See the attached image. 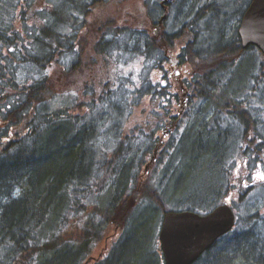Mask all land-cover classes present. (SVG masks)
Wrapping results in <instances>:
<instances>
[{
	"label": "trees",
	"instance_id": "1",
	"mask_svg": "<svg viewBox=\"0 0 264 264\" xmlns=\"http://www.w3.org/2000/svg\"><path fill=\"white\" fill-rule=\"evenodd\" d=\"M159 2L0 0V264H84L112 220H119L125 232L90 264H125V258L129 264H165L158 241L165 212L206 213L229 197L243 201L256 186L253 171L241 175L238 169L245 158L264 166V128L252 123H259L255 101L264 89V57L256 47L241 46L238 29L229 35V3L223 2L220 29L226 35L211 38L203 20L222 13V4L199 6L186 14L184 25L169 31L171 11L157 32L163 15ZM111 3L119 5L115 17L102 21L98 13ZM193 21L198 27L190 25ZM138 34L146 38L134 46ZM166 49L177 52L185 68L175 86L187 94L179 113L180 91L165 82L171 76ZM132 61L140 64L135 83L134 71L124 69ZM172 86L169 94L164 88ZM126 91L134 100L131 107L150 98L158 104L164 113L155 117L159 131L161 123L174 128L149 170L146 159L135 158L139 135L142 141L153 140L149 149L157 144L148 130L137 128L116 144L102 140L98 118L116 117ZM202 103L214 112L212 126L236 129L237 141L216 132H187ZM149 109L146 105L142 126L152 123L146 118ZM151 169L160 173L159 182H150ZM198 170L209 173L196 176ZM62 175L77 179L61 190L54 180ZM187 175L193 179L186 183ZM25 180L29 191L24 189L27 197L18 201L12 190ZM114 187L117 196L110 204L89 209L90 196ZM34 188L44 202L34 201L24 210L21 204ZM128 188H139L150 202L137 207L133 194L119 199ZM236 215V227L194 264H264V237L254 226L263 214ZM72 221L79 230L70 234Z\"/></svg>",
	"mask_w": 264,
	"mask_h": 264
},
{
	"label": "rangeland",
	"instance_id": "2",
	"mask_svg": "<svg viewBox=\"0 0 264 264\" xmlns=\"http://www.w3.org/2000/svg\"><path fill=\"white\" fill-rule=\"evenodd\" d=\"M233 0H223V2L225 3H232ZM246 2V0H243V2ZM178 4V2H175V8H177L178 6L176 5ZM242 3L239 4L238 7H241ZM118 4H107V6H105V9H101L99 14V17L102 21L107 20V17H115V9L119 8ZM231 9V8H230ZM232 11L235 12V10ZM190 12V9L188 7L185 8V10H174V12H172L171 14V19L168 23V30L172 31L175 30L176 28H178V26L181 25V19H184L186 17V14H188ZM237 13V12H236ZM180 16V17H178ZM239 19H240V13L237 14H232L230 17V22H229V30L228 33L229 35H231L233 32H235V30L238 28L239 24ZM146 38V35L144 34H138L136 36H134V42L133 45H137L139 43L140 40H144ZM178 48V47H177ZM168 63V62H167ZM167 65V64H166ZM124 69L126 72H130V71H134V77L132 78V80L135 82H139V72H140V64L138 62L132 61L129 62L128 64L124 65ZM180 77V74L177 72H173L170 76V79L165 81L167 84H175L174 87L176 86V80L177 78ZM164 82V83H165ZM132 83V84H133ZM176 88V87H175ZM165 90H167V92L169 93L170 90L174 89L173 86L172 88H164ZM179 89L180 94H181V99L180 101L176 102L175 104V109H176V113H179L180 108H182L183 106L181 105V102L183 101V99H185L184 96V90H182L179 86L174 90L175 92H177ZM173 91V90H172ZM127 95L126 100L122 101V103L119 101L118 106L115 107V112H116V117H110V116H106V114L101 115V117L98 118L99 122L102 124L100 128V131H103L102 134V140L105 142H109V143H113L116 144V140L119 138H128L131 137L133 134L139 132V130L137 128L140 129H145L148 130V133L152 135V137L155 139H157L158 134L161 132L162 128L164 126H166V123H161L160 124V131L158 130V125L156 121V115L157 112L160 113L161 116H163L164 113H161L160 110H158L157 106L158 104L154 103L153 99H146V102H141L139 104L134 105L133 107H131L129 104L132 102L133 98L132 96H130L131 94L126 91ZM174 93V92H173ZM170 94V93H169ZM264 89L262 87V90L258 93V99L255 101L256 103L259 104V109L257 111V120L259 121V123L261 125H263L264 128ZM172 96V95H171ZM134 101V100H133ZM147 103V104H146ZM153 103L155 105H153ZM146 105H149L150 109H149V114L150 116L146 118H148L149 121H151L152 123H147L145 126L141 125L142 121L144 120V110ZM157 105V106H156ZM203 105V106H201ZM199 107V109L204 108L205 106H207L206 103H202ZM121 108L120 110L117 108ZM170 108V106H169ZM165 111H169V115L172 113H170V110L167 108V110L165 109ZM154 116V117H153ZM170 117V116H169ZM111 118V119H110ZM110 119V120H108ZM161 119V118H160ZM159 119V120H160ZM169 119V118H168ZM146 120V119H145ZM192 121V120H191ZM168 122V120H167ZM238 132V131H237ZM238 135V134H237ZM236 135V136H237ZM233 137H235V132ZM140 139L141 143L138 146L137 152L135 154V158L136 157H142L144 159H146L147 161L150 159V156L152 154L151 149H149V146L151 145V141L149 138H146L145 141H142L143 138L141 137V135H139L138 139ZM237 137H236V141H237ZM150 140V141H149ZM153 146V145H152ZM139 159V158H137ZM244 165H242V167H240L239 173L241 175H245V173H251L253 171V176L256 178L255 180H257V184L254 188H251L248 192V194L246 195V197L244 198L243 201L238 202H230L234 208L236 209L237 213L239 215H243L247 216L250 215L251 213H255V212H260L262 217L256 222L255 229L258 233H261V236L264 237V181H261L258 177H257V172H264V166L263 165H256V162H252L249 159L244 160ZM161 166V162L158 164V168ZM154 169H151L148 174L150 177V182L151 183H157L159 182V178H160V173L156 172H152ZM158 170V169H157ZM152 172V173H150ZM160 172V171H159ZM209 172L205 171L202 172L200 170L197 171V173H195L196 176H204L206 174H208ZM151 174V175H150ZM148 176V175H147ZM205 177V176H204ZM149 182V181H148ZM136 189L131 190V188L126 189V191L123 192L122 196L119 197V199H125L123 197L126 196V194H132L134 193ZM106 191H104L103 193H94L92 196H90L88 198V205H89V209L93 208V204H99V205H108L110 204L117 196V187H114L112 190H109L107 193H105ZM19 194V193H18ZM138 200L136 201V203L138 204L137 207H142V206H146L150 201L149 198L146 197L145 195H143V193L140 191L137 195ZM73 222V221H72ZM79 230V228L74 224V222L69 226L68 228V232L70 234H72V232H77ZM104 238L102 240V242L100 243V246L96 247L95 250V254L92 253L93 255H98L100 252L103 253V255H105L110 248L115 244V242L117 241V239H119L123 234H124V229L123 226L121 228H118L116 231L115 226L107 223L105 225V231H104ZM262 241H264V238L262 239Z\"/></svg>",
	"mask_w": 264,
	"mask_h": 264
},
{
	"label": "water",
	"instance_id": "3",
	"mask_svg": "<svg viewBox=\"0 0 264 264\" xmlns=\"http://www.w3.org/2000/svg\"><path fill=\"white\" fill-rule=\"evenodd\" d=\"M239 28L242 47L256 45L264 55V0H252ZM135 194V200L138 199ZM159 241L165 264H192L218 237L233 229L236 215L229 204L218 206L206 215L197 212H166ZM118 226L121 224L118 223ZM92 258L88 259V264Z\"/></svg>",
	"mask_w": 264,
	"mask_h": 264
},
{
	"label": "bare ground",
	"instance_id": "4",
	"mask_svg": "<svg viewBox=\"0 0 264 264\" xmlns=\"http://www.w3.org/2000/svg\"><path fill=\"white\" fill-rule=\"evenodd\" d=\"M215 2H218L219 4H222L223 3V0H179L178 4H176L178 7L175 8V6L173 8H171L170 10L164 6L162 8V11L166 14L168 13H171L174 12V10H180V8L182 10H185L186 7H188L190 9V11H196L197 8L199 6H208L207 9H212L213 8V5L212 3L216 6L217 3ZM189 15H186V17L184 19H181V24H185V20L188 18ZM180 17V16H178ZM190 19H191V16H190ZM192 20V19H191ZM223 22H225V14L224 13H221L219 12L218 15H213V16H208L207 19L203 20V24H205L204 26H206L208 29L206 31L207 33V36L208 37H211V38H214V36L218 33H220V35H226V31L223 32L222 30L220 31L221 29V26L223 24ZM193 23H195L194 21L190 24V25H193ZM182 25V26H183ZM199 25V24H198ZM208 25V26H207ZM220 25V27H219ZM195 27H198L195 23L194 25ZM201 25H199L200 27ZM183 27H186V26H183ZM179 28V27H178ZM201 28H204L201 26ZM199 29H196V31H198ZM212 111V112H211ZM213 110H211L209 108V106H205L202 110V113L199 115V118L197 120H192L191 124H189L187 126V132L188 133H193V132H197L199 134H207V135H210L212 134L213 132H216L218 133L220 136H233L234 135V132H235V137L236 135L238 134L237 130L235 129V131H228L227 127H222V126H212V122L210 121V117H213ZM232 123H234V120L231 121ZM253 125L259 127V126H262L260 125L259 123L253 121L252 122ZM83 169H86L85 167L82 168ZM61 179L58 180H54V184L56 186H58V189H61V190H65V188L67 186H69V184H72L70 182H72L73 180L77 179V177L75 175H72L70 176V178H68L66 175H62L60 177ZM193 179L191 175H187V176H184V180L183 181H186V183ZM21 187H18V186H15L14 189L12 190V196L13 198L18 201H24L27 197V192L29 191L28 190V186H27V180H25L21 185H19ZM8 188H9V185H8ZM24 189H26V194L24 193L23 194V191ZM19 193V194H18ZM47 193V192H46ZM48 194V193H47ZM43 201L44 202V199L41 195V193L39 192V190H36L34 188V192L33 194L26 200V203H22L21 204V207L24 208V210H26V208H28L30 206V203L34 202V201ZM3 203V201H2ZM4 213V210L0 208V225L2 224V220L4 219L3 218V214ZM2 217V218H1ZM15 222V221H14ZM1 228H0V234H1ZM10 261H13V260H10ZM124 262L125 264H129V259L125 258L124 259Z\"/></svg>",
	"mask_w": 264,
	"mask_h": 264
},
{
	"label": "flooded vegetation",
	"instance_id": "5",
	"mask_svg": "<svg viewBox=\"0 0 264 264\" xmlns=\"http://www.w3.org/2000/svg\"><path fill=\"white\" fill-rule=\"evenodd\" d=\"M234 2H235V0H234ZM242 2H243V1H242ZM243 3H244V2H243ZM232 4L236 5L235 3H232ZM249 4H250V2L247 4V6H248ZM247 6H246V8H247ZM221 7H222V13H224V3H222ZM246 8H245V9H246ZM244 11H245V10H244ZM193 12H195V11H193ZM193 12L191 11V13H193ZM169 70H170V72H172V71H176L177 68L174 69V67H171V68H169ZM162 131H163V132H162V136L165 138V136H167L168 133H167L166 130H164V128H163Z\"/></svg>",
	"mask_w": 264,
	"mask_h": 264
},
{
	"label": "snow or ice",
	"instance_id": "6",
	"mask_svg": "<svg viewBox=\"0 0 264 264\" xmlns=\"http://www.w3.org/2000/svg\"><path fill=\"white\" fill-rule=\"evenodd\" d=\"M257 177L261 180L264 181V172H257ZM231 197L228 198V201L230 202Z\"/></svg>",
	"mask_w": 264,
	"mask_h": 264
}]
</instances>
